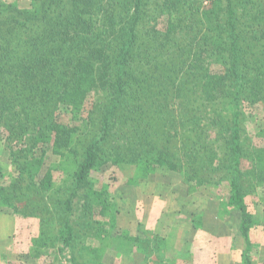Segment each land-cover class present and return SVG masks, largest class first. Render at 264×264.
I'll return each instance as SVG.
<instances>
[{
	"label": "trees",
	"instance_id": "16d2710c",
	"mask_svg": "<svg viewBox=\"0 0 264 264\" xmlns=\"http://www.w3.org/2000/svg\"><path fill=\"white\" fill-rule=\"evenodd\" d=\"M255 113L264 0H0V145L11 167L0 165V207L32 222L28 258L102 264L85 253L113 213L95 178L112 164L178 174L194 192L226 186L251 264L247 198L264 180Z\"/></svg>",
	"mask_w": 264,
	"mask_h": 264
},
{
	"label": "rangeland",
	"instance_id": "374dc122",
	"mask_svg": "<svg viewBox=\"0 0 264 264\" xmlns=\"http://www.w3.org/2000/svg\"><path fill=\"white\" fill-rule=\"evenodd\" d=\"M3 1L21 9L30 8V0ZM251 121L255 128L264 127V113L260 116L255 113ZM52 160L53 155L49 152L42 175ZM0 165L4 174L11 169L8 151L1 145ZM65 177L56 173V188L66 190ZM95 178L97 188L109 190L113 213L101 217V230L105 232L92 240L95 251L85 253L89 262L95 257L102 264H244L248 246L240 236L239 215L226 204V186H206L194 192L178 174L163 176L156 172L144 176L134 166L116 167L112 164L104 166ZM260 185L263 189L247 198L255 224L250 231L251 252L248 257L251 264H264V180ZM150 210L155 212L154 216L152 213L149 216ZM160 213L161 219H157L159 225L155 230L152 227L154 217ZM16 220L20 222V219ZM16 220L12 215V219L2 222L0 233L11 234L0 248V264H52L55 251H51L50 257L39 260L25 255L32 252L28 246L32 245L31 238L35 234L33 228L27 229L32 222L21 221L17 225ZM177 220L188 221L187 226L194 222L193 238L189 239L188 227L180 232L174 229ZM20 226L24 228L21 233ZM138 233L143 235L140 242L136 238ZM147 240L150 246H147ZM64 256L58 263L71 264L70 253L65 252Z\"/></svg>",
	"mask_w": 264,
	"mask_h": 264
},
{
	"label": "crops",
	"instance_id": "0c3cea01",
	"mask_svg": "<svg viewBox=\"0 0 264 264\" xmlns=\"http://www.w3.org/2000/svg\"><path fill=\"white\" fill-rule=\"evenodd\" d=\"M151 209V208H150ZM151 213L153 214V216H154V214H155V212H152V210H150V214H149V216H151ZM147 216H148V214H147ZM160 216H161V213L158 215V216H156V218L154 217V219H156V220H154V222H153V224H152V227L155 229V230H157V225H159V222L157 221V219H159L160 218ZM12 219V215H9V213L6 211V208L4 209V208H2V207H0V231H1V227H2V222L3 221H5V220H8V219ZM161 219V218H160ZM178 221V223H176L175 224V222H174V229L175 228H177L178 230H177V232H180V230H183L185 227H188L189 229H190V236H189V239L190 238H193L194 237V235H195V229H194V222H192V225H190V224H188V226H187V223L186 222H188V221H183V220H177ZM189 223V222H188ZM11 233H9V234H6V235H2V233H0V248L2 247V245H4V244H6L7 243V235H10ZM136 235V234H135ZM142 234L141 233H138V236H136V238L138 239V240H141V238H142ZM166 238V237H165ZM167 239V238H166ZM177 243V242H176ZM157 245H159V244H157ZM152 247V246H151ZM181 247H182V245H181ZM4 251V250H3ZM4 254H5V251L3 252ZM159 253V252H158ZM180 257H176V259H179ZM144 259V258H143ZM214 259V258H213Z\"/></svg>",
	"mask_w": 264,
	"mask_h": 264
}]
</instances>
